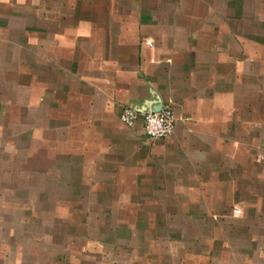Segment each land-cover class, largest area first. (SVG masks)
I'll return each mask as SVG.
<instances>
[{
	"label": "crops",
	"instance_id": "crops-1",
	"mask_svg": "<svg viewBox=\"0 0 264 264\" xmlns=\"http://www.w3.org/2000/svg\"><path fill=\"white\" fill-rule=\"evenodd\" d=\"M0 264H264V0H0Z\"/></svg>",
	"mask_w": 264,
	"mask_h": 264
},
{
	"label": "built area",
	"instance_id": "built-area-1",
	"mask_svg": "<svg viewBox=\"0 0 264 264\" xmlns=\"http://www.w3.org/2000/svg\"><path fill=\"white\" fill-rule=\"evenodd\" d=\"M118 118L128 126L140 119L143 133L150 138L169 135L174 127L173 113L167 104L147 111H138L130 105H123Z\"/></svg>",
	"mask_w": 264,
	"mask_h": 264
},
{
	"label": "water",
	"instance_id": "water-1",
	"mask_svg": "<svg viewBox=\"0 0 264 264\" xmlns=\"http://www.w3.org/2000/svg\"><path fill=\"white\" fill-rule=\"evenodd\" d=\"M158 108H160V104L158 106H156V107H153V109H158Z\"/></svg>",
	"mask_w": 264,
	"mask_h": 264
},
{
	"label": "rangeland",
	"instance_id": "rangeland-1",
	"mask_svg": "<svg viewBox=\"0 0 264 264\" xmlns=\"http://www.w3.org/2000/svg\"><path fill=\"white\" fill-rule=\"evenodd\" d=\"M177 248V250L179 249V247H176Z\"/></svg>",
	"mask_w": 264,
	"mask_h": 264
}]
</instances>
